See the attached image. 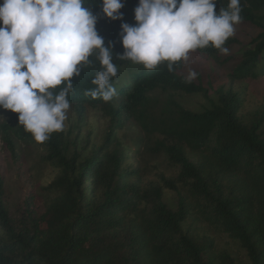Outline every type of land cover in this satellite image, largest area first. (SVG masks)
<instances>
[{
  "label": "trees",
  "instance_id": "16d2710c",
  "mask_svg": "<svg viewBox=\"0 0 264 264\" xmlns=\"http://www.w3.org/2000/svg\"><path fill=\"white\" fill-rule=\"evenodd\" d=\"M83 2L98 17L96 29L105 46L111 42L118 71L111 79L116 96L109 102L93 99L85 93L96 87L91 80L100 64L95 55L90 57L92 65L72 78L73 88L67 97L80 115L86 106L102 107L121 125V114L136 110L147 128L144 113L148 93L167 90L207 94L200 83L185 82L183 62H178L174 71L168 70L166 61L147 70L117 57L124 52L121 24H135L138 0H122V20L105 17L100 0ZM227 4L228 0H217L216 11L227 8ZM241 7L242 22L237 25L248 24L260 31L231 75L255 78L264 72V0H241ZM238 42L234 35L224 47ZM191 53L215 57L220 51L209 46ZM175 107L160 120V127L152 129L164 131L174 140L166 153L179 167L174 181L181 191L173 180L167 181L178 191L176 208L163 201L159 187L149 194L139 183L129 181L135 170L122 168L128 158L123 150L110 154L101 146L79 161L77 152L68 156L70 141L63 130L38 143L19 125L18 113L0 108V114L7 118L0 124V137L11 153L17 143H37L45 148L44 158L61 168L51 183L57 194L45 201L43 209L30 195L18 222L13 221L3 203L0 178V264H237L226 252L216 254L211 240L200 242L184 232V223L191 218L221 227L241 242L250 264H264V113L245 121L239 113L241 99L232 90H217L209 107L201 112ZM184 144L193 159L186 154ZM134 148L128 153H138Z\"/></svg>",
  "mask_w": 264,
  "mask_h": 264
},
{
  "label": "clouds",
  "instance_id": "9594fccd",
  "mask_svg": "<svg viewBox=\"0 0 264 264\" xmlns=\"http://www.w3.org/2000/svg\"><path fill=\"white\" fill-rule=\"evenodd\" d=\"M105 17L122 20V0H100ZM217 0H138L135 24H121L124 49L117 57L147 70L168 62L174 71L190 53L209 46L228 54L226 41L242 22L241 0H228L216 11ZM98 17L83 0H2L0 2V108L18 113V123L34 140L44 143L64 129L73 88L90 57L99 61L86 91L109 102L116 96L111 79L117 75L111 42L96 29ZM198 73L189 69L186 83ZM64 84L58 92L53 90Z\"/></svg>",
  "mask_w": 264,
  "mask_h": 264
},
{
  "label": "rangeland",
  "instance_id": "374dc122",
  "mask_svg": "<svg viewBox=\"0 0 264 264\" xmlns=\"http://www.w3.org/2000/svg\"><path fill=\"white\" fill-rule=\"evenodd\" d=\"M259 28L251 25H237L235 36L238 43L229 47L228 54L217 56H201L190 53L187 63H183L182 73L187 76L189 69L195 70L198 76L194 81L207 88L206 95L202 93L188 94L180 91L157 90L148 93L149 102L144 117L149 126L141 124L139 112L126 110L120 116L121 125L113 121V114L102 107L86 106L82 115L75 107L67 111L64 133L69 137L68 156L74 152L79 155V161L88 157L101 146L103 152L110 154L123 150L127 159L122 168L135 170V176L129 181L139 183L148 190L159 187L163 201L176 208L178 191L171 189L167 181L173 180L180 189V184L174 181L179 167L173 164L166 153L169 145L174 143L164 131L152 129L160 127V120L166 119L170 111H175V105L184 110L201 112L210 105V100L216 97V91L232 90L241 99L240 116L249 121L256 113H264V72H259L255 78L237 79L231 75L233 68L240 61L245 49L250 47L258 35ZM126 75V69L123 70ZM5 114H0V124L6 120ZM264 133V122L262 126ZM107 137H111L106 144ZM137 146H130L136 145ZM186 154L193 159L190 149L184 144ZM135 147V148H134ZM138 153H128L130 149ZM45 148L37 143H17L14 153L0 137V178L3 182V203L14 222L21 219L30 195L35 198L39 209L45 207V201L57 194L52 181L61 173V168L47 161ZM85 187L87 181H83ZM183 231L190 232L195 238L204 242L211 240L216 254L228 253L237 264H250L246 250L238 239L232 238L221 227L197 222L193 218L184 223Z\"/></svg>",
  "mask_w": 264,
  "mask_h": 264
}]
</instances>
